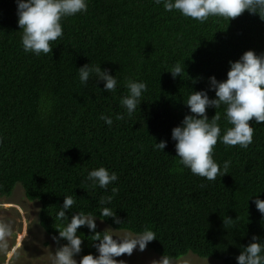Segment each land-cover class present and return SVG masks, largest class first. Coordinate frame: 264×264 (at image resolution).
<instances>
[{
    "label": "trees",
    "instance_id": "obj_1",
    "mask_svg": "<svg viewBox=\"0 0 264 264\" xmlns=\"http://www.w3.org/2000/svg\"><path fill=\"white\" fill-rule=\"evenodd\" d=\"M17 21L16 0H0V197L21 184L40 203L41 227L58 237L55 215L71 195L76 204L66 215L92 213L134 234L149 228L156 239L148 247L164 259L192 253L237 264L253 235L264 240V216L252 202L256 195L264 199V122H249L254 133L246 149L218 141L213 159L222 170L225 162L230 166L214 181L184 168L171 139L172 128L190 114L183 102L192 89H207L213 75L226 79L229 61L246 50L264 53L258 15L245 11L229 22L200 23L154 0H88L86 12L63 19L64 35L51 43L52 53L40 56L24 52ZM177 63L185 65L182 78L166 71ZM85 64L115 75L116 91H104L95 74L82 85L78 68ZM129 78L148 89L131 117L120 105ZM206 111L211 119L216 110ZM121 113L125 118L116 119ZM217 113L223 130L229 126L223 108ZM161 140L164 151L154 147ZM100 166L118 177L107 190L85 180ZM110 195L107 206L120 224L99 215L100 198ZM227 216L233 221L224 225ZM77 234L80 255H96L93 233L81 227ZM53 242L56 248L66 243Z\"/></svg>",
    "mask_w": 264,
    "mask_h": 264
},
{
    "label": "clouds",
    "instance_id": "obj_2",
    "mask_svg": "<svg viewBox=\"0 0 264 264\" xmlns=\"http://www.w3.org/2000/svg\"><path fill=\"white\" fill-rule=\"evenodd\" d=\"M155 4L162 5L167 12L178 11L186 18L206 22L210 17H219L228 20L239 17L245 11L258 15L264 21V0H154ZM18 26L21 32V45L25 53L35 56L52 53L51 43L63 38V19L86 12L88 0H16ZM169 71L173 78L181 77L185 65L175 64ZM95 74L96 79L103 81V90L115 92L117 79L108 69L100 65L85 64L78 68V77L82 85H86L90 76ZM125 87L127 94L120 97V105L128 117H131L144 101L142 96L147 92V84L129 78ZM209 91L215 93L210 98ZM189 109L181 123L171 130V139L175 141L176 156L179 157L184 168L193 175L214 181L228 173L229 162L221 166L213 159L214 147L219 143L227 146H239L246 149L253 142L254 128L250 121L256 124L264 122V53L246 50L239 59L229 61L226 79L218 80L215 75L208 77V88L199 91L193 90L183 102ZM215 108V115L211 119L207 115L208 108ZM223 108L227 127L223 130L219 123L221 117L217 109ZM123 113L117 114L116 119L123 120ZM108 126L113 119L101 114ZM167 141L156 142L155 149L164 151ZM118 179L115 172H110L103 166L93 168L87 172L85 180L92 187L99 186L107 190L108 186ZM117 192L112 188L113 195ZM252 197V196H251ZM250 197V198H251ZM249 198V199H250ZM113 196H102L99 204L102 205L99 215L113 218V222L120 224L119 217L110 205ZM248 199V201H249ZM247 201V204H248ZM258 212L264 216V199L258 195L252 201ZM76 200L71 195H65L62 207L55 215L58 237H53L66 243L56 248L51 264H123L116 258L124 254L131 255L134 250L143 252L147 245L156 239L155 233L145 228L143 231L132 234L117 235L113 231H96V216L83 211L75 212L71 217L66 212L73 209ZM233 221L231 217L224 218V225ZM81 227H86L93 233L92 241L96 255L92 253L80 255L82 252V238L77 234ZM11 235L7 223H0V241ZM114 236L116 238H114ZM80 259L77 261L76 257ZM237 264H264V240L253 235L251 242L242 246L239 255L235 257ZM163 264H167L164 260Z\"/></svg>",
    "mask_w": 264,
    "mask_h": 264
},
{
    "label": "rangeland",
    "instance_id": "obj_3",
    "mask_svg": "<svg viewBox=\"0 0 264 264\" xmlns=\"http://www.w3.org/2000/svg\"><path fill=\"white\" fill-rule=\"evenodd\" d=\"M40 203L30 201L21 184H17L13 193L0 197V223H7L11 235L0 241V264H51L52 256L56 251L53 237L41 227L39 223ZM99 229L115 232L117 235L132 233L128 230L114 229L109 224L96 218ZM114 238H116L114 236ZM77 261L80 258L76 257ZM123 264H213L211 258L198 257L189 253L176 259H164L148 245L141 252L134 250L116 258ZM214 264H221L213 260Z\"/></svg>",
    "mask_w": 264,
    "mask_h": 264
}]
</instances>
